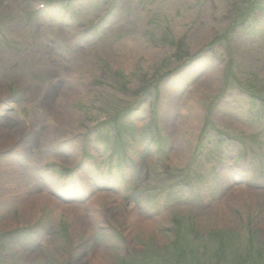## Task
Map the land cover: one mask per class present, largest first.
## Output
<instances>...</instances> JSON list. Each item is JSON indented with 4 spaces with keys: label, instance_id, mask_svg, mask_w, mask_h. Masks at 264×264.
<instances>
[{
    "label": "rangeland",
    "instance_id": "1",
    "mask_svg": "<svg viewBox=\"0 0 264 264\" xmlns=\"http://www.w3.org/2000/svg\"><path fill=\"white\" fill-rule=\"evenodd\" d=\"M40 1L0 0V264H264V0Z\"/></svg>",
    "mask_w": 264,
    "mask_h": 264
},
{
    "label": "bare ground",
    "instance_id": "2",
    "mask_svg": "<svg viewBox=\"0 0 264 264\" xmlns=\"http://www.w3.org/2000/svg\"><path fill=\"white\" fill-rule=\"evenodd\" d=\"M25 132H26V131H25ZM5 138H6V136H3L2 138H0L1 144L5 142V141H4ZM7 172H8V171H7ZM7 172H6V173H7ZM12 181H13V180H12ZM29 182H30V184H32V182H31L30 180H29ZM29 182H27V184L25 183V186H27V187H26V190H29V188H28ZM8 187H9V188H12V183H10V184L8 185ZM45 198L48 199V195H47V194H46ZM60 207H61L62 209L68 210V211L70 210L69 206H67V205H65V204H61ZM60 207L57 206V208H60ZM92 264H93V263H92Z\"/></svg>",
    "mask_w": 264,
    "mask_h": 264
}]
</instances>
